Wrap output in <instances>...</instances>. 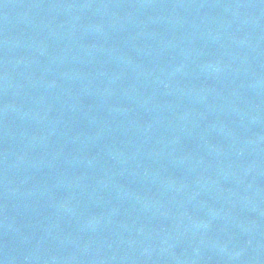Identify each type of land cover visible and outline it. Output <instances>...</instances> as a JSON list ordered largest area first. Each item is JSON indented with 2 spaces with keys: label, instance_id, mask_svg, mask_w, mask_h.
Listing matches in <instances>:
<instances>
[{
  "label": "water",
  "instance_id": "1",
  "mask_svg": "<svg viewBox=\"0 0 264 264\" xmlns=\"http://www.w3.org/2000/svg\"><path fill=\"white\" fill-rule=\"evenodd\" d=\"M0 264H264V0H0Z\"/></svg>",
  "mask_w": 264,
  "mask_h": 264
}]
</instances>
